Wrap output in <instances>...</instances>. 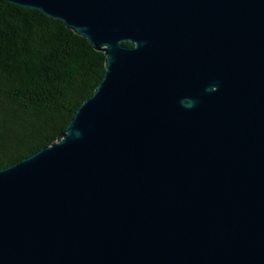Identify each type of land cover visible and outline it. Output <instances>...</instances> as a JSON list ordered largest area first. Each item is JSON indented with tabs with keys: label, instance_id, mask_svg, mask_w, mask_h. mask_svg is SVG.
Wrapping results in <instances>:
<instances>
[{
	"label": "water",
	"instance_id": "obj_1",
	"mask_svg": "<svg viewBox=\"0 0 264 264\" xmlns=\"http://www.w3.org/2000/svg\"><path fill=\"white\" fill-rule=\"evenodd\" d=\"M6 1L106 70L0 171V264H264V0Z\"/></svg>",
	"mask_w": 264,
	"mask_h": 264
},
{
	"label": "trees",
	"instance_id": "obj_2",
	"mask_svg": "<svg viewBox=\"0 0 264 264\" xmlns=\"http://www.w3.org/2000/svg\"><path fill=\"white\" fill-rule=\"evenodd\" d=\"M105 70L62 21L0 0V171L58 141Z\"/></svg>",
	"mask_w": 264,
	"mask_h": 264
}]
</instances>
